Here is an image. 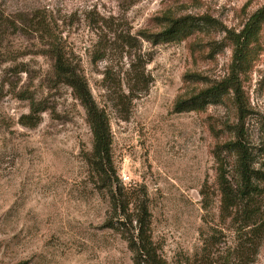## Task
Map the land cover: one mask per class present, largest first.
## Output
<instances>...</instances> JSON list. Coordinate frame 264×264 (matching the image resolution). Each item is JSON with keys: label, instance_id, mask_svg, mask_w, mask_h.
<instances>
[{"label": "rangeland", "instance_id": "obj_1", "mask_svg": "<svg viewBox=\"0 0 264 264\" xmlns=\"http://www.w3.org/2000/svg\"><path fill=\"white\" fill-rule=\"evenodd\" d=\"M264 0H0V264H134L105 227L106 189L87 163L93 135L74 91L55 76L47 42L28 21L61 34L112 133L120 183L144 188L152 235L169 264H212L235 246L220 217L219 146L234 138L232 95L202 111L175 106L229 76L239 33ZM207 17L216 26L154 44L164 17ZM242 75L251 141L264 118V26ZM38 105L36 127L22 124ZM232 176L234 157L225 155ZM226 255V254H224ZM223 255V256H224ZM196 260V261H195ZM254 264H264V243Z\"/></svg>", "mask_w": 264, "mask_h": 264}, {"label": "trees", "instance_id": "obj_2", "mask_svg": "<svg viewBox=\"0 0 264 264\" xmlns=\"http://www.w3.org/2000/svg\"><path fill=\"white\" fill-rule=\"evenodd\" d=\"M165 27L154 35L143 34L154 44L181 41L193 32L216 24L210 18L185 16L164 17ZM32 29L48 44L47 55L54 61L56 78L69 86L86 111L87 121L93 135V149L87 163L106 189L111 212L105 227L121 235L133 255L134 264H169L159 252L152 235V214L144 188L128 191L120 183L112 158V133L107 115L99 108L89 85L77 66L72 62L69 48L61 34H56L46 17H34L28 21ZM6 26L0 19V28ZM264 26V7L256 11L239 32L228 31L234 45L233 61L228 77L202 90L175 106L178 113L202 111L207 106L220 103L232 95L237 112V123L233 126L234 138L219 146L215 158L219 165L218 184L221 193L220 217L230 222L235 234V246L224 253L218 250L216 262L212 264H254L264 243V118L259 122L261 143L251 141L248 128L250 104L246 96L242 75L245 71L248 49L258 41ZM32 113L22 117V124L36 127L34 119L38 105L32 101ZM234 157L232 176L229 175L225 155ZM226 254V255H224ZM215 255L205 252L198 264H204ZM224 255V256H223Z\"/></svg>", "mask_w": 264, "mask_h": 264}]
</instances>
